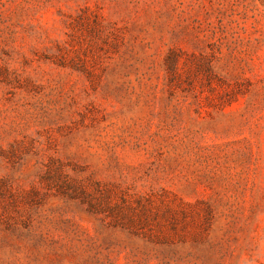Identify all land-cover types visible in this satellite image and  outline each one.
<instances>
[{
  "label": "rangeland",
  "instance_id": "374dc122",
  "mask_svg": "<svg viewBox=\"0 0 264 264\" xmlns=\"http://www.w3.org/2000/svg\"><path fill=\"white\" fill-rule=\"evenodd\" d=\"M0 264H264V0H0Z\"/></svg>",
  "mask_w": 264,
  "mask_h": 264
}]
</instances>
